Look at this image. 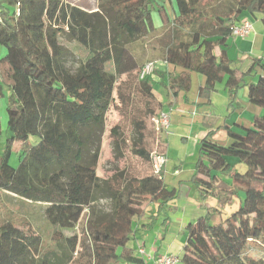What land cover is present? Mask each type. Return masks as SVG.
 Here are the masks:
<instances>
[{"label":"trees","instance_id":"16d2710c","mask_svg":"<svg viewBox=\"0 0 264 264\" xmlns=\"http://www.w3.org/2000/svg\"><path fill=\"white\" fill-rule=\"evenodd\" d=\"M247 15L264 20V0H98L92 12L64 0H0V45L6 49L0 58V103L4 84L10 132L0 157V264H53L49 254L62 256L64 264L144 262L129 247L134 219L145 217L149 202L158 203V214L165 211L177 190L166 186L163 172L153 170L152 154L165 155L167 138L154 122L163 103L151 76L140 79L143 66L157 61L140 52L156 50L170 66L164 84L171 99L189 92L192 75L199 74L205 104L224 84L230 100L248 87L249 102L264 111V57L241 72L228 55L231 29ZM149 38V45L142 43ZM71 61L77 67H70ZM256 67L258 81L246 83ZM135 73L141 92L159 105L158 113L150 111L156 150L142 147L146 138L140 133L133 150L149 165L146 174L122 170L119 177L104 179L98 167L106 116L118 106L115 91L121 102L131 100L118 80ZM222 128L230 144L207 134L193 177L201 194L220 207L189 225L181 264H264V113L242 132ZM112 132L115 157L121 159L125 141L118 127ZM31 137H38V144H31ZM15 143H20L16 168L10 165ZM231 159L245 164L246 171L235 170ZM222 177L232 183L220 186ZM242 192L239 209L224 217L222 208ZM11 196L45 205L51 253L42 252V234L32 221L7 206Z\"/></svg>","mask_w":264,"mask_h":264},{"label":"crops","instance_id":"0c3cea01","mask_svg":"<svg viewBox=\"0 0 264 264\" xmlns=\"http://www.w3.org/2000/svg\"><path fill=\"white\" fill-rule=\"evenodd\" d=\"M244 18L253 22L255 27L253 33L244 38L232 36L228 41L230 44L228 55L234 64L242 66V72L249 70L255 59L264 57V20L262 16L259 15L257 18L251 19L247 15ZM220 52V48H217L218 56ZM162 62L156 64V72H159L166 82L170 66L166 62ZM258 70L256 67V74ZM255 77L256 75L252 77L251 82L255 81ZM203 84L204 77L193 74L191 90L179 92L175 99L169 97L166 88L167 100L161 102L163 103L161 112L170 113L171 126L169 134L166 135L167 147L164 153L167 162L163 169V176L166 186L169 189L177 190V198L170 203V207L160 214H158V203L149 202L144 206L145 217L134 219L135 233L132 241L129 242V247L133 248L137 257L144 262H126V264H155L156 260L164 254L182 256L189 225L204 216L207 209L220 207L217 200L209 194L204 197L193 180L200 160V141L212 132L216 141L223 145H229L231 139L222 128L224 125L230 126L235 132H242L243 127L252 124L256 115L260 116L264 113L262 108L249 102L248 89L243 88L235 99L230 100L224 84L217 87V90L211 95L210 103L205 104L199 97V88ZM158 102L160 101L158 100ZM230 102L233 104L230 105ZM230 161L235 170H238L237 168L242 165L235 159ZM222 180L220 186H224V183H232L228 177H222ZM239 196V199H242L241 204L242 193ZM141 248H144L145 254L140 253Z\"/></svg>","mask_w":264,"mask_h":264},{"label":"rangeland","instance_id":"374dc122","mask_svg":"<svg viewBox=\"0 0 264 264\" xmlns=\"http://www.w3.org/2000/svg\"><path fill=\"white\" fill-rule=\"evenodd\" d=\"M67 3L77 5L82 7L87 11H96L98 7V0H64ZM163 1V0H159ZM253 19L252 16H250ZM154 24L156 27L162 25V20L158 14V12H154L153 14ZM255 28V27H254ZM152 39L149 40L144 39L142 43L148 44ZM155 45H153L154 49H158L159 43L158 40H155ZM150 44V43H149ZM148 44V45H149ZM71 47V45H70ZM144 52L139 48L141 54H143L144 58L148 60L157 61V64L163 63L159 61L157 57L158 52L156 50H151L149 47L145 48ZM6 49L0 45V58L5 55ZM78 53V51H76ZM79 54V53H78ZM81 54V53H80ZM83 55V54H81ZM70 67H77L73 61L68 64ZM233 68L240 70L242 72V66L236 65L233 63ZM259 69V68H258ZM248 71V70H247ZM245 71V72H247ZM258 71H261L260 69ZM251 75V76H250ZM245 77L246 83H250L253 76L256 75L255 81H258L259 75L258 72L253 70L252 73ZM151 80L153 83V90L160 102H165L167 100V87L164 83L165 79L159 74V72H155L151 76ZM122 85L124 92V96L127 98L130 93H132L131 100L121 102V98L118 99V92L115 91V97L118 106H114L107 114L106 118V126H105V135L102 140V151L101 157L99 161L98 167V175L101 178L108 179L113 176H118L122 170H125L128 174L133 176H142L145 175L147 169L149 167L139 156L134 153L135 144L138 143L140 133L145 135V141L142 143V147H146L147 150L153 152L156 150V135L150 133L152 126L150 123V111L153 110L154 113H158L159 105L153 99H148L144 96V94L140 90V83L137 76V73L132 74L131 76H122L118 80V86ZM248 89V87H245ZM9 97V87L3 84V96L1 98L0 103V121H1V134H0V157L4 154L7 138L10 136V132L8 131L7 126V113H6V105ZM118 127L119 133L121 134V138L124 139L123 143V153L124 157L121 159H117L115 157V153L113 150V143L116 140V137L112 135V130ZM38 137H31L30 143L33 145L38 144ZM20 143H15L13 147V152L10 157V165L12 167H18L20 162ZM239 172H245L246 165L242 164L241 167L237 168ZM237 170V171H238ZM243 170V171H242ZM243 200L245 198L244 192H242ZM8 207L10 209L15 210L18 213H21L22 216L29 218L35 230H38L42 234L43 238V248L42 252L44 254L51 253V248L53 247V242L51 241V233H52V225L45 218V205L32 203L27 200H23L19 197L11 196L8 198ZM242 200V199H241ZM239 198L235 199L232 204L226 205L224 209H222L224 213V217H227L232 212H235L239 209L240 201ZM243 202V201H242ZM102 206L108 210L109 202L103 201L101 202ZM231 209V211H229ZM228 210V211H227ZM67 235H71L72 231H67ZM62 253V252H61ZM178 256V255H177ZM49 260L52 261L53 264H64V259L62 256H57V254H49ZM121 264H126V262H122Z\"/></svg>","mask_w":264,"mask_h":264},{"label":"built area","instance_id":"2783aa9c","mask_svg":"<svg viewBox=\"0 0 264 264\" xmlns=\"http://www.w3.org/2000/svg\"><path fill=\"white\" fill-rule=\"evenodd\" d=\"M254 24L250 20H243L240 24L235 25L231 29V34L234 37H247L253 33ZM156 62L146 63L140 71V79L143 80L148 76H152L156 69ZM1 72V71H0ZM155 125L158 129L162 130L166 135L170 132V113L160 112L158 117L154 119ZM167 158L165 155L157 153L152 154L153 170L155 174H161L166 165ZM141 254H145L144 248L140 249ZM155 264H181V259L177 255L164 254L156 260Z\"/></svg>","mask_w":264,"mask_h":264}]
</instances>
